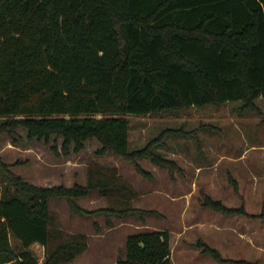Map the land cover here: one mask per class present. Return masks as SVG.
<instances>
[{
    "label": "trees",
    "instance_id": "obj_1",
    "mask_svg": "<svg viewBox=\"0 0 264 264\" xmlns=\"http://www.w3.org/2000/svg\"><path fill=\"white\" fill-rule=\"evenodd\" d=\"M262 98L264 0H0V135L12 141L19 130L30 141L61 139L68 156L95 140L97 156L118 158L151 180L139 162L181 172L159 149L168 137L196 138V130L165 129L130 150L125 116L226 103L262 116ZM0 175V264H39L33 244L43 248L40 264H67L85 252V234L55 226L51 199H65L81 216L104 215L108 225L109 216H159L130 206L136 193L114 169L91 167L86 184L72 187L29 184L2 162ZM94 192L110 205L78 204ZM201 206L264 223V208L253 215L206 195ZM196 247L220 264H257L224 259L200 241ZM115 264H171L169 233L127 236L125 257Z\"/></svg>",
    "mask_w": 264,
    "mask_h": 264
},
{
    "label": "rangeland",
    "instance_id": "obj_2",
    "mask_svg": "<svg viewBox=\"0 0 264 264\" xmlns=\"http://www.w3.org/2000/svg\"><path fill=\"white\" fill-rule=\"evenodd\" d=\"M257 104L262 116L241 113L240 103L180 109L146 116L127 115L129 149L145 146L165 129L196 130V138L168 137L159 149L174 160L181 172L170 175L148 160L139 164L152 179L138 175L133 166L113 156L99 157L95 140L85 144L78 155L62 156L61 139L27 140L23 130L13 139L0 135V162L25 182L38 187L85 185L88 170H116L135 191L130 200L135 209L151 210L159 216H129L120 219L104 215L81 216L70 210L65 199H51L55 226L65 233L85 234L88 247L67 264H115L125 257L127 236L140 232L167 231L170 235L171 264H220L196 247L203 242L229 260L264 264V223L258 219L223 215L201 206L203 196L221 201L227 207L244 206L259 215L264 208V98ZM56 149V151H54ZM229 178L238 184L235 192ZM4 185L0 175V188ZM78 204L88 210L110 205L96 192ZM15 250L17 240L10 237ZM30 250L40 264L43 248Z\"/></svg>",
    "mask_w": 264,
    "mask_h": 264
}]
</instances>
